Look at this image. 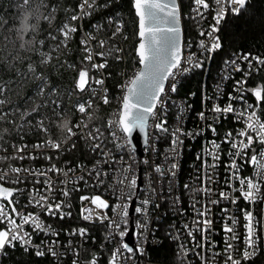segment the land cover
I'll list each match as a JSON object with an SVG mask.
<instances>
[{"label":"built area","instance_id":"built-area-1","mask_svg":"<svg viewBox=\"0 0 264 264\" xmlns=\"http://www.w3.org/2000/svg\"><path fill=\"white\" fill-rule=\"evenodd\" d=\"M209 8L203 10L200 16H197L193 11L196 18L199 19L201 29L205 30V35H201L200 40H205V43H209V38L206 36V32L209 26L215 23L214 12L216 10L215 0H208ZM193 4V3H192ZM194 7V5H193ZM193 9V8H192ZM80 11V10H79ZM231 13L229 10L227 15ZM227 15L219 21L217 25L218 31L214 33L219 37L221 44V29L226 21ZM181 19L183 22V15L181 12ZM82 18L79 19L81 23ZM101 24L97 23L95 28L98 29ZM201 34V33H200ZM86 31L83 30V39H88L91 44L93 56H95L96 47L93 44L94 39ZM112 37V36H111ZM199 40V41H200ZM186 47L184 48V55L189 53H195L194 62L199 61L201 64L202 56L206 52L203 47L192 40H186L184 36L183 40ZM117 50L119 49L118 56L123 57V47L114 43ZM187 45H190L188 47ZM222 45V44H221ZM105 52V51H104ZM244 53L235 52L224 58L220 69L215 75L208 92L203 99V107L194 112V115L198 116V123H194V118L190 115L192 110V104L189 102L186 96L178 94L177 89L183 81L184 77L194 71L195 66L190 67V70L186 73L178 75L175 79L170 78L165 84V94L162 98L165 101L163 108L158 105L157 115L158 118L152 117L149 119L148 124V137L147 143L143 148V155L140 156L138 151L131 144H125L123 142L124 134L120 130L110 129L109 133H101L96 125L89 128L90 119L77 111V117L74 123L70 126L75 135L62 136L59 141L61 143V149H51L49 147L37 148L35 145L42 144L43 142L36 141L35 143L24 144H0V174H6V179L2 181L5 186L21 189L19 195L14 194V202L17 210L24 213H36L39 215L40 220L45 226L49 227V231H38L30 225H23L24 231H28L31 234V244L26 245L40 252H47L55 259H62L68 254L71 256V261H78V264H90L93 254L90 255L88 262L85 253V241L89 235V228L87 223L104 224L105 230L101 233L104 240L99 244V250L94 253L97 256V264H107L110 258L111 250L116 248L120 243L121 238L115 236L113 239H106L108 232L110 231L107 220L99 221L95 216L91 220H85L80 214V218L84 221L82 225H73L69 228L58 226L50 219L57 217L63 219L65 217H71L73 204L78 201L81 208H88L90 206L89 201L85 200L81 202L79 197L82 195H100L102 198L108 200L109 209L104 210L109 218L115 219V215L112 211L113 205L116 203H124V199L119 201L117 197H123L129 194L127 188V180L124 185L119 183L120 180L127 177L130 180L131 176L137 177L136 185L131 189V201H128L130 209L131 203L135 200L136 207H144L147 209L146 213H137L134 210V241L135 246L139 244L144 249L143 253L136 251L131 256L127 264H164L160 261H156L150 258L149 250L152 247H158L162 245L166 237L174 243V247L182 259L183 264H225L226 254L224 248L226 243L233 244V258H239L242 260V252L245 248L244 238V215L241 209H248L251 207L254 212V216L262 218V227L258 231L259 241L255 251V255L260 251L261 245L264 249V203H256L249 205L243 199L237 201L233 205L229 200H223L219 196L220 191L229 192L230 187L227 184L228 177L231 176V172L228 170L229 156L228 150L230 145L225 142V133L232 130L243 128L242 121H237L233 113H220L215 114L212 109L213 105H219L221 108L231 103L235 110H240L245 107L239 99H236L238 92L236 90V81L246 80V83L241 86L240 91L244 96V101L252 104L253 99H250V93L244 92V88H251L249 80L255 74L259 72V69L263 65H259L258 62L253 59L255 56L262 55L257 53H251L249 59L252 60L251 71L249 70L248 62L240 57ZM105 52V57H106ZM233 59L240 65V70H236L230 63ZM95 63H100L95 61ZM229 62V63H226ZM140 65L133 66L129 71L124 73L123 79L119 84L118 98L123 95L120 86L125 84L126 81L132 76L133 72L137 70ZM100 74H96L95 79H103V85L96 83L90 84L87 89L88 92L80 102H84L91 98L92 105L87 109L93 116L95 110H98V105L104 103L101 99L102 96H109L106 73L103 69H99ZM248 73V76H245ZM248 80V81H247ZM95 81V80H94ZM249 82V83H248ZM171 83L176 84L175 91H171L169 85ZM104 89H107L105 93ZM95 91V95L92 93ZM229 93L232 98L230 99ZM193 97L194 93H190ZM118 107L121 105L119 103ZM118 110H113L106 119H116V113ZM203 112V119L198 115ZM231 120L230 125H225L224 121ZM160 121H165L164 127L167 131H162L156 128V124ZM79 124L80 127H76ZM211 125V128L209 127ZM224 125L222 133L219 132L218 126ZM108 127V126H107ZM93 128V129H92ZM212 128L215 131H212ZM96 129H99L98 139L93 140V136H97ZM177 129L182 131L177 132L178 144H172V133ZM116 131V137H113L111 131ZM91 132L92 136L88 133ZM191 133V135H189ZM80 138L87 142L92 152L95 154L94 158L89 161H78L77 164L71 163L68 159L61 163H58L53 159L51 152L56 155H64L66 151H69L74 146L76 139ZM213 142L218 145L215 149L219 155V159L215 162V167H210L213 164L211 155H205L207 149L211 152ZM99 144L100 147L93 150V145ZM120 144V147H117ZM23 147L22 152H17L16 149ZM192 152L193 158L189 161L188 167L183 168V159L187 156L188 152ZM103 153H108L107 156ZM54 155V156H56ZM251 156V151L248 153ZM23 156V159L19 157ZM51 157L52 159H46ZM61 157V156H60ZM59 157V158H60ZM97 165L93 170V165ZM146 161V162H145ZM205 161L207 162L205 164ZM237 163L241 166V176L255 177L254 167L244 160L237 158ZM52 165L61 169V174H57L53 171H49ZM159 165V170L156 166ZM130 166V168L128 167ZM13 168H21L22 171L17 174L12 171ZM23 169H29V172L23 171ZM71 169L72 171H68ZM127 169V171H125ZM37 171L46 172L47 176L52 181V192L50 196L54 199H50V202L63 201L64 206L62 211L65 213L71 212V215H65L61 218L59 215H49L43 209L37 207L35 204L30 203L28 197L30 195L37 196V192H33L32 189L38 190L41 195H48L45 192L44 175H34ZM96 171L101 172L99 177L96 176ZM64 172L67 173L68 182L60 183L66 179ZM19 175L22 182H16V177ZM82 177V179H81ZM103 180V184L99 181ZM139 180L141 184L139 185ZM187 186V187H186ZM238 186V185H237ZM67 188L70 193L69 197L61 195L63 189ZM203 188H210L211 192L203 191ZM233 195H239L238 192ZM38 198V196H37ZM148 199L150 203L143 205L142 201ZM220 201L219 203H211L214 201ZM207 206L210 209L208 218L212 223L207 232L200 231L199 228L193 227L194 221L202 219L197 215V210L202 209V206ZM94 208V206H91ZM228 209L224 212L223 209ZM87 215V213H85ZM236 220V224L233 226L232 221ZM131 216H128V224H121V230L130 229ZM19 222V220H17ZM137 222L141 225L137 228ZM228 223L234 227V234L238 239L233 240V233H228V240H225L224 224ZM146 225V230L144 228ZM184 225H188L186 229ZM0 226H6L0 223ZM202 227V225H201ZM86 228L87 233L84 237H81L78 233H74L73 229ZM192 232L190 236L188 233ZM54 233H58L54 234ZM126 233L122 238L123 242H126ZM64 234V235H61ZM194 237V239H193ZM69 241L71 243L69 244ZM19 243V242H18ZM127 243V242H126ZM8 247L0 250V264H3V258L7 254ZM51 249L52 251H49ZM55 252V255L52 252ZM251 251V249H250ZM125 255H128L125 253ZM255 255H251L248 259L253 258Z\"/></svg>","mask_w":264,"mask_h":264},{"label":"trees","instance_id":"trees-1","mask_svg":"<svg viewBox=\"0 0 264 264\" xmlns=\"http://www.w3.org/2000/svg\"><path fill=\"white\" fill-rule=\"evenodd\" d=\"M79 2L80 0H28L25 3V0H0V101H3L0 103V144L44 142L49 138L60 140L65 136L66 131L59 127L60 113L65 114L63 118L68 119L71 126L78 111L74 106L77 101L86 97L88 90L86 88L85 91H80L75 85L79 69L84 67L89 72L91 68V62L84 60V45L81 43L83 30L95 37L93 44L96 51H105L107 55L103 58L107 60L103 71L106 73L109 102L98 105V110H95L88 121L89 128L96 125L101 133H109L107 116L113 110L120 109L119 84L124 73L138 65L135 53L138 38L135 35L134 12L131 0H97L102 6L95 8L91 15L82 17L80 23L79 19L75 21L70 19L71 15L79 12L77 8ZM179 2L185 39L197 44L201 38V27L199 19L192 12V0ZM25 13H31L29 22L35 25V29L21 33L19 29ZM45 16H48L49 20L43 19ZM109 16L114 21L117 19L123 21L116 36H112V32L116 30L117 25L108 23ZM65 21L77 29L70 33L66 43L62 33L58 31ZM97 23L102 27L96 29ZM48 33L55 39L49 38ZM220 34L221 47L212 52L206 51L202 56V67L195 68L192 73L185 76L177 89L178 94L186 96L192 104L190 115L194 118V123H198V116L194 115V112L204 106L203 99L226 56L239 51L257 53L264 57V0H246V5L240 13H229ZM99 39L106 42L102 49L97 43ZM41 40L44 41L43 44L39 43ZM114 43L123 47V57L120 59H116L118 52ZM48 54L51 55V59H46ZM93 57L95 61L101 62V58L96 55ZM100 72L95 70V74ZM248 80L251 86L264 82V65ZM94 83L93 80L91 84ZM40 88L44 89L43 93L40 92ZM190 93H194V96L191 97ZM250 99H253L252 95ZM34 108L36 111H32ZM255 110L264 118V104ZM42 118L47 132L38 126V121ZM224 123L226 126L230 125L231 120L227 119ZM224 127L218 126L220 133ZM73 146L64 155L51 152L53 159L58 163L68 159L71 163L77 164L78 161H89L94 158L95 154L84 140L76 139ZM192 158L190 151L183 159L184 169L186 165L188 167ZM49 221L58 224L61 229L84 224L80 218V204L78 201L73 204L71 217L63 219L54 217ZM86 225L90 232L84 244L86 249L83 255L88 262L90 255L99 250V244L104 240L101 231L105 230V225L94 223ZM36 253L35 249L16 242L14 247H8L3 264H72L71 256L68 254L61 257L62 259H55L45 251L43 255ZM149 256L164 264H183L169 237L165 238L162 245L150 248ZM241 264H264L263 245L253 258L242 260Z\"/></svg>","mask_w":264,"mask_h":264},{"label":"snow or ice","instance_id":"snow-or-ice-1","mask_svg":"<svg viewBox=\"0 0 264 264\" xmlns=\"http://www.w3.org/2000/svg\"><path fill=\"white\" fill-rule=\"evenodd\" d=\"M28 0H25L27 3ZM194 5L192 11L200 16L201 19L203 16L201 13L203 10L209 8L208 0H192ZM132 10L134 12L133 22L136 25L135 35L138 38V44L135 48V53L137 56V61L140 67L135 70L132 76L126 81L125 84L121 85V91L123 95L119 97V103L121 105L120 109L116 113V119H108L107 126L110 129L120 130L124 134L123 142L125 144H131L130 137L135 129H139L141 132H145L148 126V121L152 117L158 118L157 108L158 105L160 108H163L165 101L162 96L165 94V83L170 78L175 79L178 75L186 73L190 70V67H202V64L199 61L194 62L196 56L195 53H189V55H184V48L186 45L182 39V26H181V12L180 4L177 0H131ZM216 10L214 12L213 19L215 23L209 26V29L206 32V36L209 38V43L206 44L205 40H200L199 44L207 52H212L221 47L219 42V37L215 36L214 33L218 31L217 25L219 21L223 19L228 11L231 13H240L242 8L246 5V0H215ZM102 5L97 3V0H80L77 5V8L80 10L75 14L71 15L70 19L75 21L82 17L89 16L95 10ZM55 7L53 6V12ZM31 13H25L21 22V27L19 31L21 33L28 31L29 29L34 30L35 25L29 22ZM45 20H49L48 16L43 17ZM108 23H116V30L112 32V36L121 30L123 24L122 20H113L111 16L107 18ZM102 27V25L98 26ZM77 29L75 26L70 25L65 21L63 26L58 29L62 33L64 42L70 38V33L75 32ZM201 35H205V30L200 29ZM49 38L55 39L51 33H48ZM90 39H95V37H89ZM40 44H43L44 41H39ZM81 43L84 45V60L91 62V68L94 70H99L105 68L107 60L103 59L105 57L104 51H96L95 55L101 58L100 63H95L93 61V52L91 50L92 46L89 43L88 39L81 40ZM99 47L102 49L105 45L104 39H99L97 41ZM190 47V45H187ZM119 51V49L117 50ZM43 55V54H42ZM251 53H244L240 58L248 62L249 70L251 71L252 60L249 59ZM46 59H51V55L48 54ZM116 59H120L119 56ZM259 65H264V58L260 56L253 57ZM43 62V61H42ZM226 63H229L226 61ZM236 70H240V65L236 63V60L233 59L230 62ZM31 68V65H29ZM245 76H248V73H245ZM95 83L98 85H103V79H95ZM89 83V72L88 69L81 67L78 71V77L76 78L75 85L76 89L80 91H85ZM246 83V80L236 81V90L238 96L236 99H239L242 103L245 104V107L240 110H235L231 103L227 104L223 108L219 105H213L212 111L215 114L220 113H233L237 121H242L244 124L243 128L235 130L233 133L232 130H229L225 133L224 140L230 145L228 150L229 156V166L228 170L231 172V176L227 179V184L230 187L229 192L220 191L219 196L223 200H229L233 205L237 203L238 200L243 199L249 205H254L256 203H264V118H261L257 112L261 104H264V82L257 83L251 88H244V92H249L253 99L254 103L249 104L244 101V96L240 91L241 86ZM171 91H175L176 84L171 83L169 85ZM44 89L40 88V92L43 93ZM105 93L107 89H104ZM95 95V91L92 93ZM230 99L232 98L231 93H229ZM103 102L107 104L109 98L107 95L101 97ZM3 103V101H0ZM92 105V100L89 98L84 102L77 101L74 106L79 113L86 115L91 119V113L87 111ZM36 111V109H32ZM27 114V112L25 113ZM39 114V113H37ZM55 114V113H54ZM63 112L60 113L61 122L59 127L64 129L69 135H75L72 131V127L69 126V120L64 119ZM202 119L204 113L201 112L198 114ZM165 121H160L155 126L156 128L167 131L164 127ZM38 126L44 132H47L48 129L45 127L43 118L38 121ZM76 127H80L79 124ZM211 128V125H209ZM7 130H5L6 132ZM97 136H93V140L98 139L99 129L95 130ZM182 131L177 129L173 131L172 144L176 145L179 143L177 139V132ZM212 131H215L212 128ZM113 137H116V131L113 130L110 133ZM89 136H92V133H88ZM191 135V133H189ZM120 144H117V147H120ZM23 147L16 149L17 152H22ZM37 148L49 147L51 149L60 150L61 143L59 141L52 140L51 138L45 140L42 144L35 145ZM99 144L93 145V150L99 148ZM218 147L213 142L212 151L209 152L205 150V155H211L213 159V164L210 167H215V162L219 159L218 153L215 149ZM251 151V156L248 155ZM107 156L108 153H103ZM23 159V156L19 157ZM237 158L244 160L246 163L252 165L255 171V177L252 176H241L240 168L241 166L237 163ZM46 159L51 160V157H46ZM146 162V161H145ZM100 162L97 161L96 165H93V170L96 169L97 165ZM207 162L205 161V164ZM130 168V166H128ZM159 170V165L156 166ZM13 172L19 174L21 168H13ZM25 172H29V169H23ZM49 171H53L57 174H61L62 170L56 168L55 165H52ZM68 171H72L69 169ZM127 171V169H125ZM66 177L64 181L60 183H67V173H63ZM34 175H44L45 183V192L49 193L48 195H41L38 193V190L33 188V192H37V196L30 195L28 200L30 203L35 204L37 207L43 209L49 215H59L63 218L65 215L70 216L71 212L65 213L62 211L64 206L63 201L50 202V199H54L50 196L52 192L51 184L52 181L47 176L46 172L37 171ZM101 172L96 171V176L99 177ZM6 179V174H0V223L6 226H0V250L5 249L6 246H15L16 242H19L22 245L31 244V234L28 231H24L23 225H30L35 230L38 231H49V227L45 226L40 220V217L36 213H24L22 214L17 210L16 204L14 202V194L19 195L21 189L5 186L2 181ZM82 179V177H81ZM127 180V188L129 189V194L124 195L123 197H117L119 201L121 198L124 199V203H116L111 206L112 211L115 215V219L109 218L105 211L109 209L110 205L108 200L102 198L100 195H82L79 197L81 202L88 200L90 206L88 208H81V216L85 220H91L93 216L96 217L99 221L107 220L110 231L106 239H113L115 236L121 238L120 243L116 248L111 250L110 258L107 261V264H127L131 256L135 254L134 248L128 243L123 242V237L125 236L126 229L121 230V224H128L129 216V205L128 201H131V189L136 185L137 177L135 175L131 176L130 180L127 177L120 180L121 185L125 184ZM16 182H22L19 175L16 177ZM100 184H103V180L99 181ZM238 185V186H237ZM187 187V186H186ZM203 191L211 192L210 188H203ZM238 192L239 195H233V193ZM61 195L64 197H69L70 193L67 188L63 189ZM220 201H214L211 203H219ZM150 201L145 199L142 201L143 205H148ZM91 206H94L91 207ZM135 211L137 213H146L147 209L144 207H136ZM224 212H227L228 209H223ZM244 215V230L245 238L244 244L245 248L242 252V259L247 260L251 255H255L257 244L259 241L258 231L262 227V218H257L254 216L253 209L249 207L248 209H241ZM87 213V215L85 214ZM210 214V209L205 205L202 206V209L197 210V215L201 217L199 221L193 222L194 228H199L202 232H207L212 223L211 219L208 218ZM19 220V222H17ZM233 226L236 224V220L232 221ZM202 225V227H201ZM230 226L228 223L224 224L225 231V240H228V233H233L232 239H238L234 234V227ZM141 225L137 222V228H140ZM146 225L144 228L146 230ZM187 229L188 225H184ZM74 233H78L81 237H84L87 233L86 228L73 229ZM57 234L58 233H54ZM190 236L192 232L188 233ZM194 239V237H193ZM71 241H69V244ZM233 244L226 243L224 252L226 254L225 264H241V259L233 258ZM136 251L143 253L144 249L137 244L135 246ZM251 249V251H250ZM49 251H52L49 249ZM127 253L128 255H125ZM37 255H43V252L37 251ZM55 255V252H52ZM73 264H78V261L74 260ZM90 264H97V256L93 254Z\"/></svg>","mask_w":264,"mask_h":264},{"label":"water","instance_id":"water-1","mask_svg":"<svg viewBox=\"0 0 264 264\" xmlns=\"http://www.w3.org/2000/svg\"><path fill=\"white\" fill-rule=\"evenodd\" d=\"M177 2L179 3V0H177ZM180 12H181V9H180ZM180 22H181V26H182V30H183L182 31V39L184 40V27H183L182 19ZM137 44H138V42H137ZM148 124H149V121H148ZM147 137H148V126H147L145 132H141L139 129H135L133 131L131 137H130V140H131L133 147L138 151L140 156L143 155V148L145 147V145L147 143ZM140 184H141V180H139V185ZM134 210H135V200L132 201L130 209H129V214L131 216L130 229L126 233V242L130 246H132L133 248H135V241H134L135 226H134V219H133Z\"/></svg>","mask_w":264,"mask_h":264},{"label":"rangeland","instance_id":"rangeland-1","mask_svg":"<svg viewBox=\"0 0 264 264\" xmlns=\"http://www.w3.org/2000/svg\"><path fill=\"white\" fill-rule=\"evenodd\" d=\"M95 77H96L95 70L90 68L88 86L92 83V81L94 80L93 78H95ZM87 92H88V90H87Z\"/></svg>","mask_w":264,"mask_h":264},{"label":"clouds","instance_id":"clouds-1","mask_svg":"<svg viewBox=\"0 0 264 264\" xmlns=\"http://www.w3.org/2000/svg\"><path fill=\"white\" fill-rule=\"evenodd\" d=\"M179 4H180V2H179ZM180 9H181V6H180ZM184 27V26H183Z\"/></svg>","mask_w":264,"mask_h":264}]
</instances>
